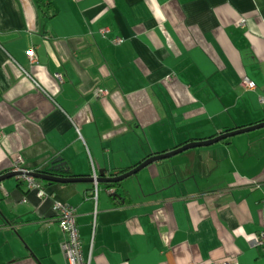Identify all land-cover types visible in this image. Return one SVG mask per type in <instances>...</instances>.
I'll return each mask as SVG.
<instances>
[{
    "label": "crops",
    "instance_id": "crops-1",
    "mask_svg": "<svg viewBox=\"0 0 264 264\" xmlns=\"http://www.w3.org/2000/svg\"><path fill=\"white\" fill-rule=\"evenodd\" d=\"M260 97L264 0H0V175L19 156L120 174L263 122ZM41 181L44 198L0 182V264H67L54 200L76 207L90 264H264V127L154 162L118 195L103 183L97 202L92 182Z\"/></svg>",
    "mask_w": 264,
    "mask_h": 264
},
{
    "label": "built area",
    "instance_id": "built-area-1",
    "mask_svg": "<svg viewBox=\"0 0 264 264\" xmlns=\"http://www.w3.org/2000/svg\"><path fill=\"white\" fill-rule=\"evenodd\" d=\"M245 22V19H242L241 26H244ZM101 34L106 36L107 29H101ZM122 40L123 39L120 37H115L113 39L115 43H121ZM28 56L31 62H36V48H31L28 52ZM57 77L62 80V75L57 74ZM241 85L247 90H254L256 88V84L247 76L242 77ZM94 94L97 97H102L107 94V90L103 88H96L94 90ZM260 100L264 102V97H260ZM76 130L78 133H80L78 127H76ZM10 171L22 172L23 174L18 177L27 183L28 188L35 190L38 197L44 198L49 195L46 192L45 187L40 179H37L32 175L26 174L30 171L41 172V170L29 169L25 165L24 160L21 156L17 157ZM90 177L93 178L91 187V198L97 202L100 191V184L97 181L99 174L94 166L92 167V173ZM108 191L110 192L112 191V189H109ZM52 209L60 229L65 234V239L63 240L61 246L67 264H90L92 260V251H90L87 256L84 254L83 242L79 233V225L77 222L76 207L69 203L54 200ZM252 242L254 246L261 247L264 250V229L257 233ZM221 264H231V262L223 261Z\"/></svg>",
    "mask_w": 264,
    "mask_h": 264
},
{
    "label": "water",
    "instance_id": "water-1",
    "mask_svg": "<svg viewBox=\"0 0 264 264\" xmlns=\"http://www.w3.org/2000/svg\"><path fill=\"white\" fill-rule=\"evenodd\" d=\"M262 127H264V121L256 123L254 125L247 126V127H241V128H237L234 130L225 131V132H223V133H221L215 137H211L208 139L190 141V142H187V143H185L181 146H178L172 150L150 155L146 159H144L142 162L137 164L135 167H133V168H131L125 172H122L120 174L105 176V171H100L97 181L100 185L105 183L107 186L111 183L119 184L124 179L136 174L141 169L145 168L146 166H148L154 162L170 158L172 156H175V155L182 153L186 150H189L191 148L208 146V145L214 144L216 142H219L221 140H224L228 137H231V136H234L237 134H241L244 132H248L251 130H255L258 128H262ZM22 174H23L22 172H18V171H7L6 173H3L0 175V182L4 181L10 177H14V176L18 177ZM26 174L32 175L33 177H35L37 179L47 181L49 184H51L53 182L70 183V182H92L93 181V178L90 176L68 177V176H63V175L49 174V173L40 172V171L39 172L38 171H30V172H27ZM109 189H112V191L109 192L110 194L118 195V193L116 192V190L113 186H110V187L108 186L107 191Z\"/></svg>",
    "mask_w": 264,
    "mask_h": 264
},
{
    "label": "trees",
    "instance_id": "trees-1",
    "mask_svg": "<svg viewBox=\"0 0 264 264\" xmlns=\"http://www.w3.org/2000/svg\"><path fill=\"white\" fill-rule=\"evenodd\" d=\"M56 164H59V162H55L53 164V167L52 168H47V169H44V170H41V172H45V173H49V174H56V175H63V176H68V177H73L75 176V174H73V172L67 167V166H64V165H56ZM58 167V168H57ZM119 184L117 183H111L109 184L108 186H118Z\"/></svg>",
    "mask_w": 264,
    "mask_h": 264
}]
</instances>
